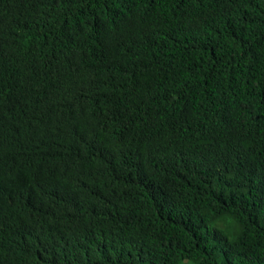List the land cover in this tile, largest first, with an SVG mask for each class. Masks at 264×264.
<instances>
[{"label": "trees", "instance_id": "obj_1", "mask_svg": "<svg viewBox=\"0 0 264 264\" xmlns=\"http://www.w3.org/2000/svg\"><path fill=\"white\" fill-rule=\"evenodd\" d=\"M185 262L264 264V0H0V264Z\"/></svg>", "mask_w": 264, "mask_h": 264}, {"label": "rangeland", "instance_id": "obj_2", "mask_svg": "<svg viewBox=\"0 0 264 264\" xmlns=\"http://www.w3.org/2000/svg\"><path fill=\"white\" fill-rule=\"evenodd\" d=\"M219 260L221 262V258ZM184 264H192V263L191 262H185Z\"/></svg>", "mask_w": 264, "mask_h": 264}]
</instances>
